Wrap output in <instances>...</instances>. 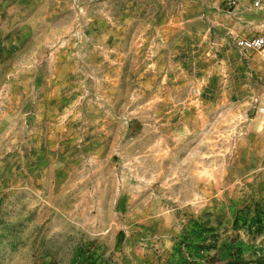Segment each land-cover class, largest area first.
Listing matches in <instances>:
<instances>
[{"label": "rangeland", "instance_id": "rangeland-1", "mask_svg": "<svg viewBox=\"0 0 264 264\" xmlns=\"http://www.w3.org/2000/svg\"><path fill=\"white\" fill-rule=\"evenodd\" d=\"M251 2L0 0V264H264Z\"/></svg>", "mask_w": 264, "mask_h": 264}, {"label": "built area", "instance_id": "built-area-1", "mask_svg": "<svg viewBox=\"0 0 264 264\" xmlns=\"http://www.w3.org/2000/svg\"><path fill=\"white\" fill-rule=\"evenodd\" d=\"M251 5L253 9L264 14V0H252ZM233 44L236 51L244 56V59H249L252 54L264 50V33H256L250 36H236ZM249 75L253 76V73L250 72ZM253 102L257 112L264 117V105L260 103L259 98L255 97Z\"/></svg>", "mask_w": 264, "mask_h": 264}, {"label": "crops", "instance_id": "crops-1", "mask_svg": "<svg viewBox=\"0 0 264 264\" xmlns=\"http://www.w3.org/2000/svg\"><path fill=\"white\" fill-rule=\"evenodd\" d=\"M263 30H264V28L261 29V31H263Z\"/></svg>", "mask_w": 264, "mask_h": 264}]
</instances>
